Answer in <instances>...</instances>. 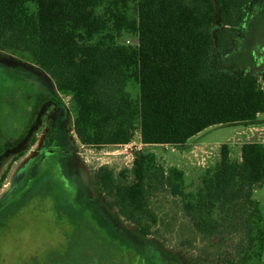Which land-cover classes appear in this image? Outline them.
I'll use <instances>...</instances> for the list:
<instances>
[{
    "label": "trees",
    "instance_id": "1",
    "mask_svg": "<svg viewBox=\"0 0 264 264\" xmlns=\"http://www.w3.org/2000/svg\"><path fill=\"white\" fill-rule=\"evenodd\" d=\"M248 3L0 0V51L30 55L54 79L56 91L71 96L76 106L74 131L83 145H129L140 134L145 147H183L209 128L250 125L264 114V72L260 77L227 74L211 60L213 28L219 27L218 53L231 50L245 28ZM54 101L63 113L55 122L65 123L69 114L64 104ZM57 137L58 130L52 131L51 139ZM54 148L49 153L62 158L65 149ZM220 154L216 168L203 178L199 195L186 192L183 171L156 166V156L144 151L135 155L133 180L128 184H121L104 167L97 179L120 217L142 237L153 236L158 222L148 200L150 185L157 179L182 198L203 236H222L232 243L231 236L243 230L239 250H234L236 255L230 250L228 264H264V215L254 199L256 188L264 185V145L245 143L241 161L231 158L228 145L221 146ZM67 175V170L41 174L32 179L26 194L18 191L1 201L0 234L11 228L7 214L17 217L32 198L51 191L55 180ZM5 179L6 172L0 189ZM66 191L70 187L59 188L56 196L65 200ZM93 220L112 223L102 210L92 213L89 223ZM101 231L118 236L125 252L142 254V264H171L168 256L156 249L143 250L114 226L113 232Z\"/></svg>",
    "mask_w": 264,
    "mask_h": 264
},
{
    "label": "rangeland",
    "instance_id": "2",
    "mask_svg": "<svg viewBox=\"0 0 264 264\" xmlns=\"http://www.w3.org/2000/svg\"><path fill=\"white\" fill-rule=\"evenodd\" d=\"M245 13V28L235 46L225 51L227 54L218 53L215 40L219 27L213 28L211 60L227 74L260 77L264 72V0H249ZM131 44L135 42L131 40ZM131 92L137 97L134 88ZM54 98L69 114L65 123L55 122L63 113ZM75 111L71 96L58 93L54 79L30 55L0 51V181L6 172L0 202L18 191L26 194L32 179L41 174L66 170L69 174L55 180L51 191L32 198L30 206L17 217L6 215L11 228H4L0 234V264H142V254L125 252L118 236L101 231L106 228L113 232V226L143 250L156 249L168 256L171 264H228L230 250L235 255L234 250H239L243 230L231 236L232 243L222 236H203L187 215L182 198L154 179L148 200L158 222L154 235L144 238L133 224L120 217L101 190L97 174L101 168H108L121 184H128L133 180L135 155L141 147V151L156 156V166L183 171L186 192L199 195L203 178L220 162L222 145H228L233 160H237L238 143L248 140L244 125L209 128L183 147L140 146L139 134L129 145L94 147L83 145L77 138ZM54 130H58L57 140L51 139ZM54 146L59 147L56 150L65 149L62 158L49 153ZM122 172L127 175L122 177ZM57 184L59 188L70 187L64 193L65 200L56 196ZM256 191L264 215V187ZM99 210L111 218V224L96 220L89 223L92 213Z\"/></svg>",
    "mask_w": 264,
    "mask_h": 264
},
{
    "label": "crops",
    "instance_id": "3",
    "mask_svg": "<svg viewBox=\"0 0 264 264\" xmlns=\"http://www.w3.org/2000/svg\"><path fill=\"white\" fill-rule=\"evenodd\" d=\"M262 115H264V114H262ZM242 125H244V132H243V134L244 135H247V139L249 140V139H253V141H255L254 139H258L257 141H255L256 143H260V144H263L264 145V119L263 118H261V115H259V117H258V119L256 120V122H254V123H252V124H250V125H245V124H242ZM193 139V138H192ZM242 141V143L240 142V143H238V156H236L237 157V160L238 161H241V149H242V146L245 144V143H251V142H253V141ZM190 141V140H189ZM188 141V142H189ZM187 142V143H188ZM186 143V144H187ZM185 144V145H186ZM184 145V146H185ZM233 157V155L231 154V158ZM233 159V158H232ZM264 187V185H262V188ZM256 191V190H255ZM257 192L258 191H256V192H254V199L256 200V201H258L257 200V197H256V194H257ZM258 202H260V201H258Z\"/></svg>",
    "mask_w": 264,
    "mask_h": 264
},
{
    "label": "built area",
    "instance_id": "4",
    "mask_svg": "<svg viewBox=\"0 0 264 264\" xmlns=\"http://www.w3.org/2000/svg\"><path fill=\"white\" fill-rule=\"evenodd\" d=\"M138 137H139V140H140V142H141V135L139 134V135H138ZM140 146H143V144H142V143H140ZM141 149H142L141 147H140V148H138V151H141Z\"/></svg>",
    "mask_w": 264,
    "mask_h": 264
}]
</instances>
